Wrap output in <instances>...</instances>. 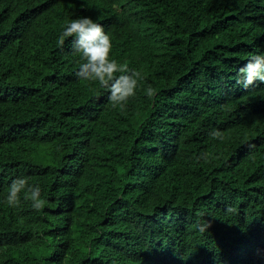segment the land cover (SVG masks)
Masks as SVG:
<instances>
[{"label":"trees","instance_id":"trees-1","mask_svg":"<svg viewBox=\"0 0 264 264\" xmlns=\"http://www.w3.org/2000/svg\"><path fill=\"white\" fill-rule=\"evenodd\" d=\"M83 16L144 82L124 107L59 43ZM260 50L264 0H0V199L48 201L0 204V264H264V84L236 83Z\"/></svg>","mask_w":264,"mask_h":264},{"label":"clouds","instance_id":"clouds-1","mask_svg":"<svg viewBox=\"0 0 264 264\" xmlns=\"http://www.w3.org/2000/svg\"><path fill=\"white\" fill-rule=\"evenodd\" d=\"M58 40L61 45L66 40L70 41L71 54L82 60L76 72L77 78L98 84L113 106L124 107L136 97L144 82L135 69L113 57L112 36L100 23L88 16L70 19L63 26ZM236 83L244 89L258 83L264 84V50L249 54L247 62L239 69ZM143 91L147 98L155 95L151 84L144 86ZM208 135L212 140L223 139L219 129H213ZM42 191L41 185L30 183V177L17 176L11 179L0 204L16 209L27 202L39 214L48 203ZM196 227L200 232H205L211 224L202 220L197 222Z\"/></svg>","mask_w":264,"mask_h":264}]
</instances>
